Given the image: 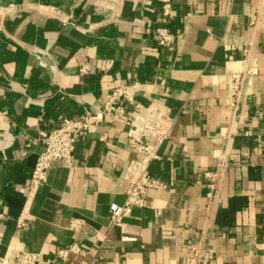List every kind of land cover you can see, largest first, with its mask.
<instances>
[{
    "label": "crops",
    "instance_id": "obj_1",
    "mask_svg": "<svg viewBox=\"0 0 264 264\" xmlns=\"http://www.w3.org/2000/svg\"><path fill=\"white\" fill-rule=\"evenodd\" d=\"M0 11L1 260L28 252L35 264H68L53 252L75 244L72 264H184L210 237L209 264H264V0H0ZM159 26L174 35L170 48L154 41ZM253 64L234 100L231 74ZM133 84L137 104L173 121L148 166L161 190L123 230L112 226L109 207L124 202L136 156L126 128L106 119L29 196L58 118L93 112Z\"/></svg>",
    "mask_w": 264,
    "mask_h": 264
},
{
    "label": "built area",
    "instance_id": "obj_2",
    "mask_svg": "<svg viewBox=\"0 0 264 264\" xmlns=\"http://www.w3.org/2000/svg\"><path fill=\"white\" fill-rule=\"evenodd\" d=\"M169 10V4L165 3L162 6V16H168ZM153 39L159 47L166 49L170 48L175 41L174 35L164 26H159L154 30ZM227 49L232 50L231 47H227ZM243 53L244 56H247L248 48H244ZM256 72V64H253L249 69L245 68L243 71L231 74L230 92L234 100L237 98L245 78L249 80V77L255 75ZM80 73L86 74L87 68H81ZM135 87L136 85L133 84L114 88L102 106L93 112H86L75 118L63 116L58 118L57 124L50 128L43 138L42 150L36 156L29 178V196H32L37 188L46 182L48 169L53 162L62 160L67 165L71 164L75 143L82 138L96 134L102 121L107 119L111 123L122 124L127 131L129 148L136 158L129 162L125 171L127 188L124 202L109 207V218L112 226L124 229L123 220L129 217L131 211L134 208H144L147 194L152 190H161L162 188L159 182L149 176L148 166L152 161L158 159L159 147L169 139L173 124L167 114L137 104L134 100ZM232 106H234V102H232ZM129 107L134 109V114L130 115ZM29 150L30 146H25L21 155L25 156ZM217 166L222 170L227 167L223 160ZM207 197H211V192H208ZM81 224L79 220H72L69 227L71 230H78ZM138 236L140 237L141 233ZM79 253V246L72 244L54 251L53 256L60 262L72 264L70 258ZM15 257L17 260L15 264H35L37 260L36 254L28 252ZM212 257L210 237L201 238L198 244L189 249L184 264H209ZM0 264H7V262L0 259Z\"/></svg>",
    "mask_w": 264,
    "mask_h": 264
}]
</instances>
